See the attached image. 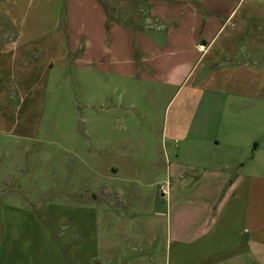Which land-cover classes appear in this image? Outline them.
Masks as SVG:
<instances>
[{
  "label": "rangeland",
  "instance_id": "1",
  "mask_svg": "<svg viewBox=\"0 0 264 264\" xmlns=\"http://www.w3.org/2000/svg\"><path fill=\"white\" fill-rule=\"evenodd\" d=\"M115 1L106 4L108 24L133 34L145 27V1ZM56 26L68 46L63 13ZM0 30L1 49L15 28L0 17ZM82 50L81 40L74 53L55 55L49 70L34 66L44 57L41 50L19 56L21 70L0 56V247L19 241L25 253L31 241L56 248L61 241L72 245L69 254L83 253V208L98 210L100 225V213L113 204L121 220L111 223L153 225L151 250H129L132 261L152 259L163 252L169 210L175 218L184 200L186 216L198 195L204 204L207 196L200 193L213 195L209 182L187 186L200 174L215 170L264 182V103L234 100L222 86L216 93L193 87L192 80L168 85L144 74L142 63L133 78L127 56L104 52L86 64ZM133 58L139 62L141 54ZM109 165L119 168L115 179L102 178ZM169 167L172 177L183 174L178 186L166 176Z\"/></svg>",
  "mask_w": 264,
  "mask_h": 264
},
{
  "label": "crops",
  "instance_id": "2",
  "mask_svg": "<svg viewBox=\"0 0 264 264\" xmlns=\"http://www.w3.org/2000/svg\"><path fill=\"white\" fill-rule=\"evenodd\" d=\"M143 1L149 8V19L133 34L114 21L108 24L106 4L115 0H104L102 4L99 0H0V17L15 28L14 39L1 45V59L5 58L13 70H21L17 66L19 56L28 50H41L44 57L34 66L49 70L55 55L74 53L82 40L79 58L86 64L100 61L104 52L111 57L121 53L127 56L125 64L133 70L128 74L133 78L136 66L142 63L144 74L168 85L183 86L192 80L198 83L193 87L216 93L214 87L222 86L234 100L264 103V0ZM62 13L68 46L56 26ZM134 52L141 54L139 62L133 58ZM194 74L201 78L196 79ZM170 167L166 176L178 186L183 174L172 177ZM118 172L117 166L109 165L102 178L115 179ZM209 172L187 183L188 187L202 182L215 186L211 196L200 193L207 196L204 204L198 195L195 209L186 208V216L182 214L184 200L175 218L169 210L160 257L132 261L130 247L149 251L157 235L152 224L111 223L113 219L121 220L112 204L111 209L100 213L105 220L100 225L98 210L94 214L88 207L83 208V222L79 223L83 228V253L73 249L69 254L72 245L65 246L66 242L61 241L58 248L52 242L31 241L25 253L19 241L6 242L0 247V264H263V180L257 176L233 177L231 172ZM221 176L218 183L216 179ZM7 210L22 211L15 207ZM25 213L27 217L30 214Z\"/></svg>",
  "mask_w": 264,
  "mask_h": 264
},
{
  "label": "trees",
  "instance_id": "3",
  "mask_svg": "<svg viewBox=\"0 0 264 264\" xmlns=\"http://www.w3.org/2000/svg\"><path fill=\"white\" fill-rule=\"evenodd\" d=\"M103 1H104V0H99V2H100L101 4L103 3ZM63 15H64V13H63ZM106 27H107V26H106Z\"/></svg>",
  "mask_w": 264,
  "mask_h": 264
}]
</instances>
